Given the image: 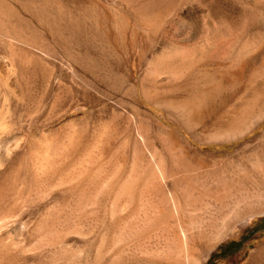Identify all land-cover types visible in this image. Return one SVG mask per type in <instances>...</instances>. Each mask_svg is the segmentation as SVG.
<instances>
[{
  "label": "rangeland",
  "instance_id": "rangeland-1",
  "mask_svg": "<svg viewBox=\"0 0 264 264\" xmlns=\"http://www.w3.org/2000/svg\"><path fill=\"white\" fill-rule=\"evenodd\" d=\"M178 161L264 163V0H0V264H248L264 208L185 234Z\"/></svg>",
  "mask_w": 264,
  "mask_h": 264
},
{
  "label": "bare ground",
  "instance_id": "bare-ground-1",
  "mask_svg": "<svg viewBox=\"0 0 264 264\" xmlns=\"http://www.w3.org/2000/svg\"><path fill=\"white\" fill-rule=\"evenodd\" d=\"M166 128L163 130L168 135L178 136L177 131ZM170 148H173L172 151H174V149L180 152L186 151L184 145L178 146L173 144ZM181 162L178 161L177 163H174L171 173L172 175H170L172 177L169 188L177 206L178 214L175 211L177 214L176 216H178L177 218L183 227L181 230H184L186 232L185 234H188L191 237L196 236L199 240L208 238V240H212V242L217 241L227 232V229L233 223L241 220L250 212L264 208V163H259V165L257 164V166L253 168L251 167L252 169L249 171H247V167L243 173H241L243 170L240 169L237 174L222 176V174H216L214 171H209L208 175H201L199 173V168L204 165L202 162H199V165H201L200 167L194 166L195 164L192 165L191 162L183 163L184 165H182ZM150 169L151 168H147V170L145 169V173L148 171V177L150 179H156V174L151 172L152 170ZM127 181L123 183L120 182V187L118 186L120 191L124 194L127 193L130 188V183ZM148 181L146 182L145 180L146 183H148ZM148 186L147 188H149ZM164 188L165 186L161 185V187L157 189L162 190ZM164 192L162 194H164ZM200 200L202 201L201 207L191 206L194 202ZM168 203H170V201ZM167 211H169V213L165 215ZM167 211L159 214L155 213L156 215L154 216V219L158 220L168 215L172 216L169 204H167ZM177 232L180 233V231ZM263 252L264 248L256 251L248 264H255L257 261L264 258Z\"/></svg>",
  "mask_w": 264,
  "mask_h": 264
}]
</instances>
